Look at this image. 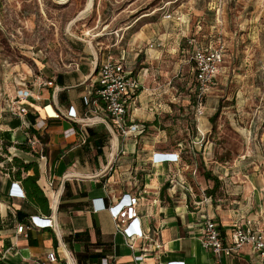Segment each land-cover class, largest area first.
Wrapping results in <instances>:
<instances>
[{
	"label": "rangeland",
	"instance_id": "rangeland-1",
	"mask_svg": "<svg viewBox=\"0 0 264 264\" xmlns=\"http://www.w3.org/2000/svg\"><path fill=\"white\" fill-rule=\"evenodd\" d=\"M198 22L200 31L195 33ZM218 36L225 46L218 85L205 98L204 115L196 117L188 41L198 38L203 44L215 45ZM93 57L98 61L123 58L126 69L139 77L144 103L137 106L141 114H151L145 135L171 129V144L186 138L183 148L195 138L198 147L209 141V159L198 156L196 160L193 188L203 190V197H211L212 208L231 209L233 205L227 203L233 196L227 189L230 176L223 178L222 174L264 170V160L258 156L264 153V0H68L63 4L60 0H0L3 138L30 117L34 125L30 128L42 132L34 107L43 108L47 99L52 101L53 89L48 83L57 84L80 63L91 67ZM24 90L30 97L18 98V92ZM21 108L27 110L23 119L18 115ZM204 123L210 129L198 136L196 126ZM21 129L27 133L23 125ZM24 137L23 144L32 151ZM42 138L46 140L44 130ZM247 147L258 158L240 160ZM45 151L43 147L39 153L44 157ZM186 151L183 161L190 164ZM7 152L2 155L6 163L14 154L24 153L12 146ZM5 167L0 165L2 174ZM204 173L222 177H217L220 185L214 194L207 193L206 186L213 183L205 180Z\"/></svg>",
	"mask_w": 264,
	"mask_h": 264
},
{
	"label": "crops",
	"instance_id": "crops-1",
	"mask_svg": "<svg viewBox=\"0 0 264 264\" xmlns=\"http://www.w3.org/2000/svg\"><path fill=\"white\" fill-rule=\"evenodd\" d=\"M196 29L195 33L200 31L199 22ZM191 41L208 45L201 43L197 38L188 41L190 48ZM93 61L96 62L98 59L93 57ZM95 62L91 63V67L83 66L90 64L80 63L72 74L67 73L64 78L60 77L61 83H53L59 91L52 101L47 99L45 104H51L60 114L58 119L46 118L55 116L51 107L44 109L34 105L37 113L35 117L40 119L46 134L44 143L39 139L37 145L39 151L43 152V147L45 148L44 158L39 159V156L43 155L35 149L20 156L14 154L25 163H37L39 170L37 183L48 200L49 214L41 213L26 198L10 196L9 191L13 182L8 175L0 171L1 260L7 264H77L76 254L84 251V245L82 242L73 241V236L76 233L87 232L91 244L99 242L111 246V253L105 258L108 264H137L134 256L140 254L144 255V264H156L155 258L158 256L163 262L216 264L214 256L204 250L200 243L202 220L199 216L204 209L219 224L226 243L235 225L243 219L257 221L259 229L264 233V170L252 169L243 172L240 169L232 171L228 176L222 174L223 178L230 176L231 182H228L227 189L233 196L227 203L233 205L231 209L212 208L211 203L210 206L202 204L195 207L193 205L195 200L197 202L203 200L201 194L203 190L198 192L197 187L193 188L196 184L191 172L183 171L176 164L156 165L150 161L154 153L175 152L179 144L183 146L182 140L186 141V138L173 145L170 142L173 135L171 129H157L145 135L146 123L150 122L151 114H141V109L137 106L144 103L140 89L130 103L127 122L132 121L143 126L144 134L124 137L111 120L92 119L85 126L87 139L84 144H81L78 136L65 138L67 130L71 128L79 130L80 126L77 122L62 116L70 107L74 108L79 119L103 115L101 112L89 115L84 105V97L95 82ZM218 76L219 74L216 78L217 85ZM137 78L141 86V81L138 76ZM214 90L208 97L213 95ZM32 124L30 117L25 125L30 128ZM21 127L18 124L8 130L6 140L11 144H23L26 133ZM152 128L155 129V126ZM196 129L199 136L202 135L201 131L207 132L210 128L204 123L202 126H196ZM43 130L37 132L41 138ZM96 142H100V146H97ZM208 144L209 141L203 147H198L199 143L193 146L192 152L196 160L198 156L203 161L209 159ZM189 146L188 143L185 148ZM249 149L251 148L247 147L240 160L258 158L253 152H249ZM33 153L37 156L33 157L31 155ZM258 156L264 160V153H258ZM27 175H32V172H28ZM174 178L181 182L185 181L193 188L195 196H190L178 187L172 189L170 179ZM218 178L222 179L221 176ZM49 180L53 183L51 188L47 185ZM207 188L210 189L211 186L208 185ZM126 194L139 199L137 210L141 218V228L150 227L152 230H158V235L154 238L161 243L160 250H155L152 242L141 240L135 241L136 250H130L123 235L116 232L107 210L98 209L101 202L107 207ZM238 194L241 195L240 199L237 198ZM18 212L24 215V224L18 220ZM32 218H51L54 227L51 229L34 226L31 223ZM20 226H23L22 234L18 232ZM142 247H148L149 250L147 252L138 250ZM102 248L100 246L91 251L99 252ZM50 252L55 253L56 262L51 263L47 260V254ZM221 260L222 264H264V261L257 260L247 247L238 256L223 257Z\"/></svg>",
	"mask_w": 264,
	"mask_h": 264
},
{
	"label": "built area",
	"instance_id": "built-area-1",
	"mask_svg": "<svg viewBox=\"0 0 264 264\" xmlns=\"http://www.w3.org/2000/svg\"><path fill=\"white\" fill-rule=\"evenodd\" d=\"M192 48L190 50V59L192 61V73L196 85L195 96V115L196 117H202L204 115L203 103L209 93L217 86V75L219 74L220 67L222 66L225 58V46L221 36L217 37L215 45L203 46L195 41H191ZM153 46L151 45L150 48ZM96 75L95 82L90 90L87 91L86 97H84V105L87 107L88 114L101 112V116H92L85 119H79L76 111L73 107H70L64 118L77 122L79 130L73 128L67 130L64 134L65 138L71 136H78L81 144H84L87 139V131L85 126L87 122L92 119L104 120L108 119L116 126L120 133L124 137H137L144 134L145 128L140 124L134 122H127V114L131 101L133 100L136 92L140 89V82L137 77H134L131 71L126 69L123 58L116 60L111 57H102L98 63H95ZM49 87H52L53 97L59 91L57 86H54L53 82L48 83ZM29 92L19 91L18 98L30 97ZM51 107V104L45 105L43 108ZM55 112L54 117L47 116V119H58L60 114ZM19 117L23 119L27 115V110L21 108L18 113ZM24 127L29 128L22 123ZM43 124L41 125V127ZM32 127L34 125L32 124ZM39 127V128H41ZM38 132V130H35ZM27 139V145L33 150L39 144V139L32 135L29 137L28 130L25 134ZM196 143H200L197 138L192 140L189 144V148H183L181 144L177 146L175 152L171 153H154L151 156V163L156 165L163 164H176L180 166L183 171H190L192 177H195L197 173V162L195 155L193 154V146ZM186 149L190 155L192 162L190 164L183 161V151ZM40 156V159H43ZM19 182H13L9 191V195L15 198H26L24 189L19 186ZM171 188L178 187L187 192L190 196H195L193 189L187 185L185 181L181 182L179 179H170ZM48 187L53 186L52 180L47 183ZM204 196V191H201ZM210 197H203V200L193 202L195 207L210 206ZM101 201V200H94ZM54 202V201H53ZM139 199L136 196L123 195L117 202L110 206H105L102 202L99 205V210H107L110 214L116 232L123 235L126 245L130 250H136L135 241L141 240L142 242H152L155 250L162 248L161 243L155 240L154 236L158 235V230H152L150 227L145 229L141 228V218L138 214ZM207 205V206H208ZM202 220L200 243L204 250L210 252L214 258L216 264H222L223 257L233 258L240 254L245 248H249L255 258L260 261H264V233L259 229L258 222L252 219H243L239 222L230 233L229 240L225 241L219 224L214 220V217L208 214V211H204L199 216ZM31 223L38 227H49L53 229L54 223L51 218H32ZM23 226L18 228V232L22 234ZM138 250L147 252L148 247H142ZM144 252V253H145ZM144 255L140 254L134 256V260L137 264L143 263ZM156 264H184L178 261L163 262L159 260V256L155 258ZM47 260L51 263L56 262V255L54 252L47 254ZM107 259L102 260V264H108ZM68 264V263H67Z\"/></svg>",
	"mask_w": 264,
	"mask_h": 264
},
{
	"label": "trees",
	"instance_id": "trees-1",
	"mask_svg": "<svg viewBox=\"0 0 264 264\" xmlns=\"http://www.w3.org/2000/svg\"><path fill=\"white\" fill-rule=\"evenodd\" d=\"M68 0H60V3H66ZM91 6V5H90ZM86 9V8H85ZM83 13V12H82ZM58 82L61 83V79H58ZM213 119V118H211ZM28 133L35 135L41 142L45 140L39 137L37 131L33 128H28ZM0 141H1V150L0 153V165H6L5 174L8 175L9 179L12 182H19L22 188L25 191L26 199L36 207L41 213L49 214V203L47 198L44 196L43 191L38 186L39 179V170L36 162H28L25 163L21 158L17 156H12L11 161L6 163V159L2 156L3 154L7 155V148L12 146L19 151L24 153H29L30 149L26 148L24 144H11L7 140H5L0 133ZM97 146H100V142H96ZM2 172V168H0ZM28 172H32V175H27ZM203 177L205 180L211 181L213 183L210 190H207L209 195L214 194L220 185V182L217 177L212 176L209 173H204ZM18 220L21 223H25L24 215L21 212L17 213ZM73 241L82 242L84 245V251L82 253L76 254L77 264H102V260L106 258L107 255L111 253V246L108 244H101L96 242L95 244H91L89 242V237L87 232L76 233L73 236ZM102 246L103 248L99 252H94L91 249H96ZM0 264H7L1 260L0 256Z\"/></svg>",
	"mask_w": 264,
	"mask_h": 264
},
{
	"label": "bare ground",
	"instance_id": "bare-ground-1",
	"mask_svg": "<svg viewBox=\"0 0 264 264\" xmlns=\"http://www.w3.org/2000/svg\"><path fill=\"white\" fill-rule=\"evenodd\" d=\"M90 8H91V6H90ZM85 10H88V9H85ZM84 12V11H83ZM80 16V14L78 15V17ZM78 17L76 18V20H74V21H77V19H78ZM73 23V22H72ZM66 31H68V30H66Z\"/></svg>",
	"mask_w": 264,
	"mask_h": 264
},
{
	"label": "water",
	"instance_id": "water-1",
	"mask_svg": "<svg viewBox=\"0 0 264 264\" xmlns=\"http://www.w3.org/2000/svg\"><path fill=\"white\" fill-rule=\"evenodd\" d=\"M96 68V67H95Z\"/></svg>",
	"mask_w": 264,
	"mask_h": 264
}]
</instances>
